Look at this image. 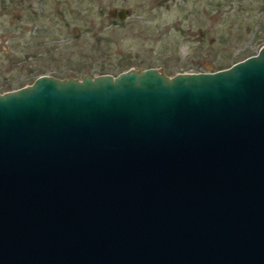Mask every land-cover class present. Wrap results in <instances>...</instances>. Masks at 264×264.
Masks as SVG:
<instances>
[{
  "label": "water",
  "instance_id": "obj_1",
  "mask_svg": "<svg viewBox=\"0 0 264 264\" xmlns=\"http://www.w3.org/2000/svg\"><path fill=\"white\" fill-rule=\"evenodd\" d=\"M0 264H264V44L0 93Z\"/></svg>",
  "mask_w": 264,
  "mask_h": 264
},
{
  "label": "rangeland",
  "instance_id": "obj_2",
  "mask_svg": "<svg viewBox=\"0 0 264 264\" xmlns=\"http://www.w3.org/2000/svg\"><path fill=\"white\" fill-rule=\"evenodd\" d=\"M263 44L264 0H0V93L44 74L214 72Z\"/></svg>",
  "mask_w": 264,
  "mask_h": 264
},
{
  "label": "flooded vegetation",
  "instance_id": "obj_3",
  "mask_svg": "<svg viewBox=\"0 0 264 264\" xmlns=\"http://www.w3.org/2000/svg\"><path fill=\"white\" fill-rule=\"evenodd\" d=\"M26 1H30V0H18V2H19V4H23V3H25ZM120 11H124V10H119L117 13H116V15H117V17L120 19V17H119V12ZM126 18V12H125V16H124V18L123 19H120V20H124Z\"/></svg>",
  "mask_w": 264,
  "mask_h": 264
},
{
  "label": "trees",
  "instance_id": "obj_4",
  "mask_svg": "<svg viewBox=\"0 0 264 264\" xmlns=\"http://www.w3.org/2000/svg\"><path fill=\"white\" fill-rule=\"evenodd\" d=\"M219 69H220V68H219ZM36 78H37V77H36ZM36 78H35V79H36ZM35 79H34V80H35ZM34 80H33V81H34Z\"/></svg>",
  "mask_w": 264,
  "mask_h": 264
}]
</instances>
